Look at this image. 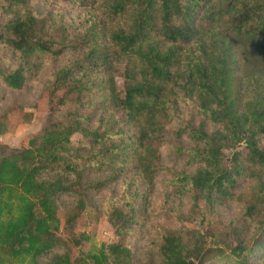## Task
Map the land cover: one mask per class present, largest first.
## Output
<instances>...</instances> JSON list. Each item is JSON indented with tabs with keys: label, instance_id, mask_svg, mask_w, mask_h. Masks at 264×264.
Masks as SVG:
<instances>
[{
	"label": "trees",
	"instance_id": "1",
	"mask_svg": "<svg viewBox=\"0 0 264 264\" xmlns=\"http://www.w3.org/2000/svg\"><path fill=\"white\" fill-rule=\"evenodd\" d=\"M60 1L82 19L71 29L30 0H0L16 10L0 25L12 57L0 59V98L23 89L39 60L69 56L32 104L42 130L26 148L0 145V264H141L129 240L160 179L167 196L242 210L229 225L163 231L159 264H264V0ZM31 116L13 100L0 135ZM76 135L87 146L73 147ZM169 144L180 169L160 162ZM121 176L101 202L116 240L84 252L75 228L87 199ZM244 184L249 196H236Z\"/></svg>",
	"mask_w": 264,
	"mask_h": 264
},
{
	"label": "rangeland",
	"instance_id": "2",
	"mask_svg": "<svg viewBox=\"0 0 264 264\" xmlns=\"http://www.w3.org/2000/svg\"><path fill=\"white\" fill-rule=\"evenodd\" d=\"M30 7L39 16H48L51 24L55 27L61 26V28L69 27L71 29L82 20L78 17V11L73 6H66L60 0H30ZM15 14L16 10L14 8L0 5V25H3ZM55 36L57 37V35ZM6 53V50L0 46V59L2 63L5 62L6 66H9L12 57L9 54L7 56ZM68 57L64 56L54 61L39 60L34 73L21 90L12 91L1 88L3 93L0 98V115L15 100L18 105L24 108L26 113L32 114V116L25 123L1 134L0 145L12 149L26 148L28 141L42 130L46 124V118L43 114L35 113L31 108L32 104L39 97L42 83L51 74L52 70L61 65ZM87 144L88 140L80 136L76 135L72 138L73 147L87 146ZM187 144L188 142L185 140L180 142L182 146ZM170 146L169 144L162 147L160 162L163 166H173L180 169L185 162L171 155ZM92 179L95 180V177H92ZM126 180H128L127 176H121L115 184L108 186L97 195L88 197L75 228L77 234L85 235V242L80 246L84 252H92L100 245L112 243L116 240L114 231L102 211L101 202L109 196L118 195ZM251 186V184L241 185L236 191V196H240L241 193L245 197L249 196ZM149 197L150 217L144 220V225L139 226V234L129 240L131 246L134 247L135 259L141 264L146 260H150L152 264H159L155 248L163 231H174L179 226L191 230H203L208 220L229 225L241 218L242 206L237 203H226L224 206L211 210L205 205L203 199L195 200L189 195L177 194L167 196L161 179L155 182ZM74 202V199L66 198L63 200L62 208L67 210L75 205ZM169 210L176 211L180 219H176L175 215L171 214ZM158 212H160V215L156 214Z\"/></svg>",
	"mask_w": 264,
	"mask_h": 264
}]
</instances>
